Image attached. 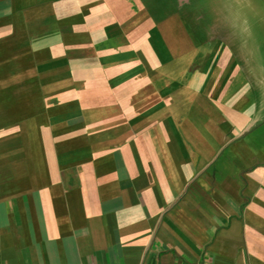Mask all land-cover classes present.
I'll use <instances>...</instances> for the list:
<instances>
[{
    "label": "crops",
    "instance_id": "obj_1",
    "mask_svg": "<svg viewBox=\"0 0 264 264\" xmlns=\"http://www.w3.org/2000/svg\"><path fill=\"white\" fill-rule=\"evenodd\" d=\"M0 264H264V0H0Z\"/></svg>",
    "mask_w": 264,
    "mask_h": 264
}]
</instances>
